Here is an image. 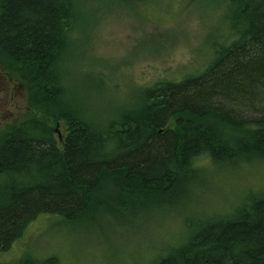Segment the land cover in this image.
Segmentation results:
<instances>
[{
	"label": "trees",
	"instance_id": "16d2710c",
	"mask_svg": "<svg viewBox=\"0 0 264 264\" xmlns=\"http://www.w3.org/2000/svg\"><path fill=\"white\" fill-rule=\"evenodd\" d=\"M224 2L226 36L206 62L138 87L101 122L67 92L79 1L0 0V66L27 96L0 131V264H65L1 259L42 215L101 228L164 210L183 216V233L147 264H264V194L185 217L210 168L264 160V0Z\"/></svg>",
	"mask_w": 264,
	"mask_h": 264
},
{
	"label": "rangeland",
	"instance_id": "374dc122",
	"mask_svg": "<svg viewBox=\"0 0 264 264\" xmlns=\"http://www.w3.org/2000/svg\"><path fill=\"white\" fill-rule=\"evenodd\" d=\"M77 1L86 12L70 34L67 92L82 95L87 115L101 122L126 106L138 87L199 68L209 58L207 45L223 41L229 24L224 0ZM26 101L24 85L0 66V131L21 119ZM55 133L61 135L62 128L56 126ZM201 190L197 211L191 207L186 219L195 220L199 207L229 213L248 196L264 194V160L212 167ZM107 221L101 228L68 226L42 215L1 259L33 253L57 254L65 264H147L183 233V216L165 210Z\"/></svg>",
	"mask_w": 264,
	"mask_h": 264
}]
</instances>
